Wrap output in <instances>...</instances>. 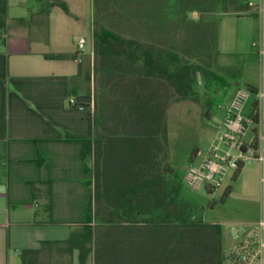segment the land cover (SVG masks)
Returning <instances> with one entry per match:
<instances>
[{"label": "crops", "instance_id": "1", "mask_svg": "<svg viewBox=\"0 0 264 264\" xmlns=\"http://www.w3.org/2000/svg\"><path fill=\"white\" fill-rule=\"evenodd\" d=\"M63 1L69 12L9 0L0 30V148L7 151L6 177H0V264H97L95 239L100 263L157 264L156 158L144 163L142 177L123 175L121 189L103 195L89 171L92 155L82 157L83 140L96 137L94 33L124 0H106L107 12L99 17L96 0ZM170 174L171 194L177 186ZM91 202L95 219H88ZM205 237L223 242V231Z\"/></svg>", "mask_w": 264, "mask_h": 264}, {"label": "trees", "instance_id": "2", "mask_svg": "<svg viewBox=\"0 0 264 264\" xmlns=\"http://www.w3.org/2000/svg\"><path fill=\"white\" fill-rule=\"evenodd\" d=\"M37 1L58 5L69 12L63 0ZM168 1L172 0H164L167 3L164 6H169ZM248 2L178 0V5L198 11L201 18H204L207 13L215 11L248 14V11L236 12L237 9L248 8ZM8 7L9 0H0V30L6 27ZM140 8L142 15H145L144 21L138 17ZM121 9L122 13H128L129 16L125 22L133 23L130 30L141 29L145 32L137 34L132 31L133 35L125 36L107 26L95 30V74L97 80L101 81V97L95 98L93 112L96 137L83 140L82 157L92 155V169L89 171L92 172L99 193L103 187V195L111 189H121L123 175L131 180L142 177L144 163L155 157L157 264H194L190 261L192 255L201 260L202 254L212 253L213 248L219 244L207 240L205 235H209L212 230L219 234L220 227L200 225L186 217L181 204L168 192L166 175L171 172L167 161L165 112L173 96H176V101L195 99L198 96L199 76L209 74L217 77L215 71L210 69L215 65V57L203 51L202 46L205 44L201 38L188 36L184 26L188 24L184 16H162L157 19V0H124ZM149 15H154L153 28L149 26ZM157 22L171 25L172 35L167 34L164 39L157 37ZM194 59L199 62H194ZM247 86L257 88L251 84ZM113 88L115 95L118 94L114 96L119 100L117 102H113L111 97ZM123 95L127 97V102H122ZM254 106L258 110V101H255ZM122 109L125 111L122 112ZM241 169L236 170L234 178ZM230 191L231 188H228L224 192L223 199ZM118 202H121L120 198ZM92 218L95 219L96 214L91 202L88 219ZM95 240L97 264H103L98 261L100 242L99 239Z\"/></svg>", "mask_w": 264, "mask_h": 264}, {"label": "rangeland", "instance_id": "3", "mask_svg": "<svg viewBox=\"0 0 264 264\" xmlns=\"http://www.w3.org/2000/svg\"><path fill=\"white\" fill-rule=\"evenodd\" d=\"M28 1L30 5L38 4L37 0ZM96 1L99 17L107 12L106 0ZM168 3L169 6H164L167 4L164 0H157V19L162 16L172 18L184 16L188 24L184 25L188 36L201 38V42L205 44L202 46L203 51L215 57V65L210 69L214 70L217 75L216 78L209 74L199 76L198 96L196 95L195 99L181 101H176V96H173L166 109L167 161L170 175L175 178L177 186L171 194L175 201L186 205L190 217H193L198 224L207 227L218 225L223 231V242H219L216 248H213L212 253L202 254L201 260L192 255L190 261L195 262L194 264H222L220 252L232 242L228 223L253 220L259 217L264 210L260 164L246 163L236 178H234L235 170H230L224 181L212 192H208L204 187L195 188L189 185L184 179V173L190 163L200 161L211 144L215 142L216 125L222 123L225 115L222 106L230 102L236 88L240 85H259L263 80L264 65L252 45L261 35L262 19L251 7L236 10V12L243 13L248 11V14L215 11L201 18L198 11H193L190 7L181 8L178 0L168 1ZM113 7L114 4L111 8ZM119 10V7L111 9L112 16L106 18L110 22L101 23L99 21L98 27L101 24H107L106 26L115 32L122 31L131 35L134 34L133 32L137 34L145 32L141 29L130 30L133 28V23L125 22V19L128 20V13H121ZM149 16L151 19L149 26L153 28L154 15ZM138 17L141 21L145 20L141 8ZM171 27V25L157 22V37L164 39L167 34L172 35ZM194 62L199 61L194 59ZM114 89L111 97L113 102H117L119 101L116 99L118 94L115 95ZM93 95L95 98L101 97V81L97 80V77ZM127 100V97L123 95L122 102H127ZM253 100L254 97H251L247 101L245 113L249 110ZM260 107L264 114V98L261 99ZM124 111L125 109H122V112ZM6 154L4 145L0 148V177L3 175L6 177ZM228 188H231V191L223 199V194Z\"/></svg>", "mask_w": 264, "mask_h": 264}, {"label": "built area", "instance_id": "4", "mask_svg": "<svg viewBox=\"0 0 264 264\" xmlns=\"http://www.w3.org/2000/svg\"><path fill=\"white\" fill-rule=\"evenodd\" d=\"M248 6L262 19L261 35L252 45L264 65V0H251ZM85 43L84 37L79 38V50H84ZM251 97H254L253 103L245 113L246 103ZM263 98L264 83L256 89L247 85L236 88L230 102L222 106L225 115L222 123L216 125L215 142L200 161L187 167L184 178L189 185L212 192L230 170L236 172L246 163L257 162L261 167L264 206V114L260 107ZM255 101H258V110L255 109ZM228 226L232 242L223 249L222 264H264V210L253 220L233 221Z\"/></svg>", "mask_w": 264, "mask_h": 264}]
</instances>
